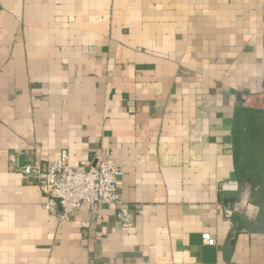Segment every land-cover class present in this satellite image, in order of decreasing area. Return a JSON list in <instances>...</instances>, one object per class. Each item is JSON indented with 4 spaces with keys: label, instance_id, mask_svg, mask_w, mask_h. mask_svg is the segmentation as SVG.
I'll list each match as a JSON object with an SVG mask.
<instances>
[{
    "label": "crops",
    "instance_id": "1",
    "mask_svg": "<svg viewBox=\"0 0 264 264\" xmlns=\"http://www.w3.org/2000/svg\"><path fill=\"white\" fill-rule=\"evenodd\" d=\"M62 149L123 202L45 209ZM0 264H264V0H0Z\"/></svg>",
    "mask_w": 264,
    "mask_h": 264
},
{
    "label": "built area",
    "instance_id": "2",
    "mask_svg": "<svg viewBox=\"0 0 264 264\" xmlns=\"http://www.w3.org/2000/svg\"><path fill=\"white\" fill-rule=\"evenodd\" d=\"M14 160V155H10ZM25 183L35 182L45 195V209L57 214L61 221H67L83 203L94 211L97 205L123 202L120 185L123 169L110 159H98L95 165L78 169L69 162V156L62 149L58 157L47 164L39 160L25 164L19 169ZM205 242L211 241L207 235Z\"/></svg>",
    "mask_w": 264,
    "mask_h": 264
},
{
    "label": "water",
    "instance_id": "3",
    "mask_svg": "<svg viewBox=\"0 0 264 264\" xmlns=\"http://www.w3.org/2000/svg\"><path fill=\"white\" fill-rule=\"evenodd\" d=\"M233 200H234V199L231 198L229 201H233Z\"/></svg>",
    "mask_w": 264,
    "mask_h": 264
}]
</instances>
